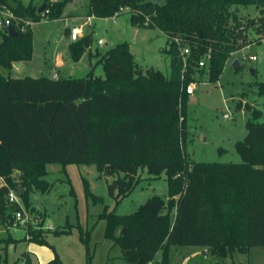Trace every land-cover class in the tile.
Segmentation results:
<instances>
[{"label": "trees", "instance_id": "1", "mask_svg": "<svg viewBox=\"0 0 264 264\" xmlns=\"http://www.w3.org/2000/svg\"><path fill=\"white\" fill-rule=\"evenodd\" d=\"M71 1L45 0L42 13L47 12L48 20H57ZM0 4L12 13L7 21L17 31V36L10 37L7 21L0 28V67L6 72H0V176L10 187L23 188L20 200L26 210L35 213L30 205L32 192L50 191L45 180L48 164H59L63 171L67 165L93 164L107 176L115 175L107 190L117 204L139 185V173L144 170L153 179L165 176L166 200L154 195L131 214L105 210L98 215L105 222L103 237L119 248L127 264H151L158 253L160 264H170L173 247H199L219 258L264 247L261 111L248 108L246 135L234 144L240 163H189L185 152L189 97L185 88L193 82L200 59L209 53L203 70L208 82L216 83L232 53L259 44L264 39V0H163L157 4L88 0V17H117L120 8H127L132 26L163 33L171 73L167 77L158 70L143 72L124 41L97 61L103 77L90 72L79 79L12 77L13 63L32 59L33 33L25 22L38 23L42 16L32 3L0 0ZM236 6H254L260 15L244 23L232 10ZM250 28L255 39H248ZM174 38L189 50L185 68ZM91 40V35H85L70 43L73 62L80 60ZM256 87L257 94L264 96V82ZM84 191L97 201L87 182ZM6 195L7 189L0 188V227L9 229L19 206L10 204ZM43 225L44 217L36 226L28 224L24 239L53 249ZM77 228L91 264L90 231ZM5 263L6 256L0 254V264ZM20 263L32 261L22 254L13 264ZM45 264L64 263L55 253Z\"/></svg>", "mask_w": 264, "mask_h": 264}, {"label": "rangeland", "instance_id": "2", "mask_svg": "<svg viewBox=\"0 0 264 264\" xmlns=\"http://www.w3.org/2000/svg\"><path fill=\"white\" fill-rule=\"evenodd\" d=\"M20 1L24 5L32 3L38 9L45 5V0ZM87 5L88 0H72L65 7L61 18L57 19L59 21L48 20L45 17L47 12L41 11L40 22L34 26L33 23L29 24L33 33L32 59L20 64L19 70H14L11 76L38 78L51 77L56 73L55 77L58 78L79 79L91 72L94 77H103L102 68L97 64L103 53L95 52L96 49H102V40L108 42L107 48L124 41L133 44V58L143 72L153 69L167 77L170 75V57L166 54L167 38L163 33L157 29L138 28L139 36L134 40L136 29L130 23L127 8L114 21L110 18L90 20L87 16ZM232 10L244 23L249 19H257L260 15V9L254 6H236ZM65 15L72 17V20L63 22ZM63 23L68 25L64 27ZM74 26L82 29L81 35L76 37V40L73 39L74 41L91 35V44L84 52L93 57L89 59L92 62L89 68L87 55L79 63L71 59L70 44L67 46L66 38L73 41L70 29ZM247 36L248 39H255L253 28L249 29ZM58 53L60 55L56 59L55 55ZM263 53L264 46L257 44L237 51L226 61L216 83L208 82V76L203 69L192 76L195 91L188 97L186 106L185 152L189 163L241 162L234 144L243 140L246 135L245 125L250 119L248 108L262 111L259 122L264 123V96L257 94L256 87L257 83L264 82ZM244 56H255L257 61L244 60ZM235 59L239 61V69L232 67V60ZM63 64L62 70L57 72L55 69ZM50 68L56 72L49 73ZM253 69L257 70V74H251ZM0 72L6 74L1 67ZM46 170L45 180L51 186L50 191L46 194L32 192L30 205L34 209L36 222L39 223L44 217L43 228L47 230L45 239L53 249L32 244L35 249L31 251L32 258L28 252H24L30 243L28 237L24 239L26 229L0 227V254L6 256L5 264H13L22 254L29 255L32 264H39L46 254L54 257L55 253L64 264H87L85 246L80 241L77 227H81L83 232L90 231L88 245L92 254L91 264H127L121 259L119 248L103 237L105 222L99 220L98 215L105 210L117 215L131 214L154 195L167 199L168 186L165 176L153 179L144 170L139 173V185L118 204L107 190V186L116 176H107L93 164L67 165L63 171L61 165L53 163L48 164ZM85 182L90 192L98 198L97 201L86 196ZM48 227L51 229H47ZM60 231L70 233L53 235V232ZM201 249L173 247L170 252V264H264V247H252L246 254L234 253L226 258H219L207 249L202 252ZM185 256H188L186 261ZM160 259L161 254L158 253L151 264H160Z\"/></svg>", "mask_w": 264, "mask_h": 264}, {"label": "built area", "instance_id": "3", "mask_svg": "<svg viewBox=\"0 0 264 264\" xmlns=\"http://www.w3.org/2000/svg\"><path fill=\"white\" fill-rule=\"evenodd\" d=\"M124 9L125 8H120L119 13L123 12ZM8 18H13L12 13L9 11V9L6 6L0 4V28H2L4 25L3 21H7ZM115 18H116V16H113L110 19H112L114 21ZM25 24L29 25L32 23L26 21ZM81 32H82V29L80 27H77V26L71 27V29H70L71 39L76 40L75 38L79 37L81 35ZM173 41L178 46L181 47V57H182V61H183V67L185 68L186 67V59H187V56L189 55V50L187 47H185V46L183 47L181 45V41H179V39L174 38ZM253 44H255V43H253ZM253 44H251V45H253ZM259 44L264 45V39H262ZM251 45H249L245 48H249ZM235 53H232L231 56H233ZM243 59L244 60H250L252 62L256 61L255 56H250V57L244 56ZM208 60H209V53H207L206 55H204L200 59V61L198 63V69L199 70L203 69ZM184 71H185V69L182 70V76H181L182 79L184 76V74H183ZM194 91H195V83L194 82L189 83L185 88V92L189 97L194 94ZM224 117H226V115ZM17 175H19V173L16 171L12 174L13 178H15V179L17 178ZM0 188H6L7 189L6 198L10 204H16L19 206V210L15 212L14 221H13L11 228L23 230V229H27L28 224L36 226L38 224V222H36L35 216L23 207L21 200H20V197L17 196V188L10 187L8 185L6 179L2 176H0ZM47 229H51V228L48 227Z\"/></svg>", "mask_w": 264, "mask_h": 264}, {"label": "crops", "instance_id": "4", "mask_svg": "<svg viewBox=\"0 0 264 264\" xmlns=\"http://www.w3.org/2000/svg\"><path fill=\"white\" fill-rule=\"evenodd\" d=\"M65 19L63 20V22L65 21V22H68L69 20H72V17H70V16H67V15H65V17H64ZM90 20H94V19H98V18H95V17H93V16H89L88 17ZM61 20V19H60ZM57 21H59V20H57ZM36 24H38V23H36ZM36 24H32V26H34V25H36ZM66 25H68V23H63V26L64 27H66ZM134 27V26H133ZM135 29H136V32H135V39L134 40H136V38L139 36V29L137 28V27H134ZM92 36H93V34H92ZM63 39H65L64 37H63ZM66 40H67V46L70 44V43H72V42H74V41H69L67 38H66ZM102 41H104V43H103V46H101V48L102 49H96L95 50V52L96 53H105L108 49H110V48H107L108 47V42L106 41V40H102ZM101 41V42H102ZM130 45V51H131V53H132V51H133V44L131 45V44H129ZM257 45H262V44H257ZM252 46V45H251ZM262 46H264V45H262ZM92 48V47H91ZM90 48V49H91ZM60 55V53H58V54H56L55 55V58L57 59L58 58V56ZM85 55H87V58H88V68L89 67H91V65H92V62L91 61H89V59H90V57L92 56L90 53H88L87 52V54L85 53L81 58H80V60L77 62V63H79L82 59H83V57L85 56ZM132 55H133V53H132ZM262 56H264V53L262 54ZM91 58H93V57H91ZM233 61L234 60H232V63H233ZM256 61H257V58H256ZM256 61H254V62H256ZM22 63H25V62H20V63H13L12 64V71H11V73L14 71V70H19V65L20 64H22ZM58 64H59V62H58ZM240 64H239V61H238V66H239ZM63 66H64V64L62 65V67H57V69H55L57 72H59V71H61L62 70V68H63ZM50 70L51 71H49V73H52L54 70L53 69H51L50 68ZM56 71H54V72H56ZM253 71H254V75L255 74H257V70L256 69H253ZM55 75H56V73L53 75H51V77L49 76L48 78H51V79H56V78H58V76H56L55 77ZM261 113H262V111H261ZM29 245H28V247H26V250L24 251V252H28L29 253V255L33 258V252H31V251H33V250H35L34 248H32V244L33 243H28ZM201 251L202 252H206V249H201ZM35 252V251H34ZM42 253V252H41ZM48 255V256H47ZM192 255H195V254H192ZM197 255V254H196ZM53 257H52V255H49V254H46V256H45V258L42 260V263H39V264H45V263H47L49 260H51ZM188 259V256H185V260L184 261H186ZM184 263V262H183Z\"/></svg>", "mask_w": 264, "mask_h": 264}, {"label": "water", "instance_id": "5", "mask_svg": "<svg viewBox=\"0 0 264 264\" xmlns=\"http://www.w3.org/2000/svg\"><path fill=\"white\" fill-rule=\"evenodd\" d=\"M153 3H161L163 0H151ZM45 5L43 4L38 10L37 13L39 14L43 9H44ZM6 30L7 33L10 37H15L17 36V31L15 30V28L13 27V25L10 22H6ZM232 67L236 68L238 67V60L235 59L232 63ZM251 74L254 75V71L251 70ZM24 193V190L22 187H17V196L21 197Z\"/></svg>", "mask_w": 264, "mask_h": 264}]
</instances>
